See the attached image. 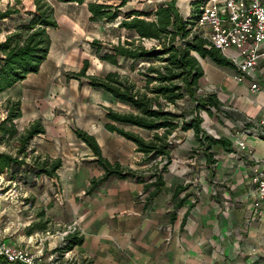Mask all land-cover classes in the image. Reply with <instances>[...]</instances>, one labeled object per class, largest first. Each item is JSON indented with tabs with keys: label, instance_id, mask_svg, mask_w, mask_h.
<instances>
[{
	"label": "crops",
	"instance_id": "0c3cea01",
	"mask_svg": "<svg viewBox=\"0 0 264 264\" xmlns=\"http://www.w3.org/2000/svg\"><path fill=\"white\" fill-rule=\"evenodd\" d=\"M2 1L6 4L9 0ZM88 1L65 2L68 5L50 2L57 26L49 29L46 58L36 73L27 74L1 92L4 100L20 101L17 121L27 124L36 119L43 124V134L32 139L35 153L62 161L57 176H45L44 180L61 189L59 199L50 201L47 210V215L54 217V226L79 224L82 242L68 252H75L78 264H264V202L253 207L255 191L248 180L253 166L263 168L257 161L264 155V137L240 135L245 141L240 148L232 134L243 122L256 123L264 118V93L250 92L248 80L237 81L235 67L202 60L204 73L196 95L202 99L214 94L220 102L219 110L212 108L210 114L205 108L198 110L203 119L202 133L225 141L206 150L192 128L175 130L171 134L170 160L162 170L165 159L145 160L134 142L105 128L109 109L131 112L130 105L89 85L79 90L78 80L69 89L71 93L67 91L66 80L81 69L85 60L89 63L86 75H96L97 68L101 70L108 63L75 42L85 34L84 17L79 18L78 11H84L87 23L91 21ZM261 2L264 5V0ZM25 17L20 13L3 20V36ZM93 39L97 38L86 42ZM80 91L87 100L81 101L76 112L71 96ZM58 108L66 112L57 113ZM184 108L195 114L193 106ZM113 123L138 136L149 133L141 127ZM75 128L92 134L107 161L136 171L143 176L141 182L115 175L98 181L104 170L76 137ZM159 170L161 184L156 187L152 184L154 177L149 175ZM93 179L97 182L92 187ZM7 241L27 247L9 238Z\"/></svg>",
	"mask_w": 264,
	"mask_h": 264
},
{
	"label": "trees",
	"instance_id": "16d2710c",
	"mask_svg": "<svg viewBox=\"0 0 264 264\" xmlns=\"http://www.w3.org/2000/svg\"><path fill=\"white\" fill-rule=\"evenodd\" d=\"M66 1H75L79 4L85 2ZM175 1L167 0L154 6L150 11L141 9L127 11L117 24L119 29L125 31L126 37L118 40L116 44H110L105 50L99 40L90 41L97 58L114 66H119L121 58L130 62V70H134V65L139 61L157 60L158 63L153 62L144 66L142 70L137 69V73L141 75V85L129 75H121L116 71H108L103 76L86 75L89 66L87 60L80 70L71 73L77 78L85 77L92 88L108 91L115 100L132 107L133 111L123 113L109 109L106 113L105 128L134 142L136 151L142 153L145 160L156 157L165 159L162 170L170 160L169 151L172 143L169 138L175 130L186 131L192 128L199 145L205 146L206 150L211 145L225 141L221 137L215 139L204 135L203 119L198 115L201 108H205L209 114L212 108L218 111L220 102L214 94H207L201 99L196 93L199 88L198 80L204 73L202 60L205 58L217 66L234 68L231 61L218 48L213 47L202 32L193 29L201 12L200 6L205 0H192L190 15L184 18L178 13V7L184 10L182 3H178L177 0L176 7ZM126 2L127 0H119L117 5H113L88 1L89 20L114 21L120 16L119 7L124 6ZM21 4V0H14L13 4L7 2L5 9H0L1 23L7 18H13L15 14H20V8L17 6ZM23 13L26 15L24 20L0 40V93L24 80L27 74L39 70L50 48L49 29L57 26L53 7L47 0H32L23 8ZM145 40L154 43L147 47ZM186 96L194 103L195 114L188 108L177 112L176 102ZM171 105L174 106V110L170 109ZM20 116V101H8L7 115L0 121V143L5 142L7 138L15 137L17 144L12 152L0 151V174L11 172L14 178L21 167L27 166V158L30 155L32 160L27 170L29 176L56 177L57 170L62 164L61 159L33 155L35 149L29 146L33 137L43 134V124L40 120H34L27 128L19 131L14 120ZM113 122L141 127L151 134L148 137L138 136ZM74 133L86 144L91 154L96 156V163L104 170V175L98 181L115 175L123 179L131 176L141 182L143 176L136 171L124 169L116 162L107 161L92 134L80 128H75ZM206 155L208 160H211V154L207 152ZM160 172L155 171L149 175L154 177L152 184L156 187L161 184ZM95 182L97 180L93 179L92 187ZM78 233L79 231L67 234L63 242L52 251L63 253L79 245L82 236ZM81 264L88 263L82 261Z\"/></svg>",
	"mask_w": 264,
	"mask_h": 264
},
{
	"label": "rangeland",
	"instance_id": "374dc122",
	"mask_svg": "<svg viewBox=\"0 0 264 264\" xmlns=\"http://www.w3.org/2000/svg\"><path fill=\"white\" fill-rule=\"evenodd\" d=\"M22 4L18 5L17 7L20 8L21 13H23V8L28 5L32 0H21ZM95 1L98 3H107V4H113L117 5L119 3V0H90ZM166 0H127L126 4L124 6L119 7L120 9V16L114 20V21H90L86 22V16L84 11L80 12L78 11V17H84L85 21V27L84 31L85 34L82 36H77L76 38H80L81 40L75 41L76 43L80 44L81 47L86 48L88 50V54L90 53L91 56L96 57L93 54L94 49L91 47L90 43L86 42L89 38H97L102 43V48L105 50L110 44H116L119 41L126 37V33L123 29L118 28V22L121 17L125 16V13L129 11L130 9H141L143 11H150L154 6H157L160 3H163ZM177 1V0H176ZM175 1V6L176 5ZM10 4L14 3V0L8 1ZM50 2L54 3L59 2L57 4L59 5H68L65 2H68L66 0H50ZM191 0H182V2L179 0L178 3H182V7H184V10L180 7H178V13L184 18L190 15L191 7H190ZM7 3L0 0V9H5ZM189 5V7H188ZM62 10L70 11L71 9L68 8H62ZM71 12V11H70ZM1 23V21H0ZM197 32H203L206 33V28H193ZM51 30V29H50ZM49 30V31H50ZM4 32H0V40L4 38ZM74 42V41H73ZM88 43V47L87 44ZM154 41L145 40V45L147 47H150L153 45ZM71 45H73L71 43ZM158 63L157 60L153 61H139L137 64L134 65V70L129 69L130 62L120 59L119 60V66H114L110 63H105V66L102 67L101 70H96V75L103 76L105 75V72L107 71H116L118 73L129 75L132 79L137 81L138 85H141L142 82L140 81L141 75L137 73V69H144V66H147L150 63ZM107 70V71H106ZM70 79L66 80V88L68 93L71 92L69 89L72 87H75V80H78L79 83V90H83L85 88V85H88V80L86 78H77L75 75H71L69 77ZM83 93L78 92L77 94H72L71 101L74 107V111H79L78 105L81 103V101L87 100L86 95L83 96ZM4 96L0 93V121L4 119L7 115V106L8 101L17 100V99H5ZM197 97L199 95L197 94ZM178 104L177 106V112L183 110L184 107H190L193 106L194 103H192L188 97L186 96L184 99L179 100L176 102ZM128 105V104H127ZM170 109L174 110V106L171 105ZM73 111V110H72ZM187 111V110H186ZM59 112H66L63 111V109L58 108L57 113ZM17 119L14 120V124L17 126V129L19 131L24 130L27 128L28 124L31 123H20L17 121ZM36 120V119H35ZM34 121V120H33ZM32 121V122H33ZM203 126V124H202ZM179 131V130H177ZM175 131V132H177ZM173 133V132H172ZM144 133V137H148ZM209 136L211 133H206ZM34 138V137H33ZM32 138V139H33ZM172 135H170L169 140L171 141ZM17 141H15V137L7 138L5 142L0 143V151L4 152H12L14 147L16 146ZM33 141L30 142V148H34L32 145ZM172 143V141H171ZM36 145V144H35ZM33 155H38L35 153V150L33 152ZM28 155L27 158V166L21 167L16 174L14 178L13 175H11V172H7L4 174H0V228L4 229L5 231V237L11 239V241H16L21 245H26L28 248L32 249L35 245H37V242L35 240H38L40 237H45V232L49 231L50 233L55 232L57 230H61L65 225L69 223L62 224L58 227L54 226L55 220L54 217L51 215H47V210L49 207V203L52 200H58L59 197V190L61 191L60 187L58 188L55 183L50 184L49 179L44 180L45 176L41 177H31L30 174L27 173V170L29 169V165H31V158ZM29 164V165H28ZM59 189V190H58ZM57 202V201H56ZM32 235L31 243L27 244L28 236ZM52 238H47L43 242L44 244V252L46 254L50 253L53 249V246L55 244L59 245V241ZM54 240L55 243H54ZM66 251L57 252V257L59 264H78L76 259V254L69 253L66 254ZM85 262V261H84ZM81 264V261L80 263Z\"/></svg>",
	"mask_w": 264,
	"mask_h": 264
},
{
	"label": "built area",
	"instance_id": "2783aa9c",
	"mask_svg": "<svg viewBox=\"0 0 264 264\" xmlns=\"http://www.w3.org/2000/svg\"><path fill=\"white\" fill-rule=\"evenodd\" d=\"M200 7L196 27L207 29L202 34L234 65L237 81L248 80L250 92L264 93V5L261 0H205ZM228 50L235 53L227 54ZM252 133L264 135V118L256 123L243 122L232 132L240 148L245 146V141L239 136ZM257 162L263 168L253 166L248 178L255 191L253 207L256 208L260 202H264V155ZM78 230L79 224L71 222L61 230L52 233L46 231L45 237L35 240L37 245L32 249L10 243L4 229L0 228V264H59L53 249L48 254L44 252L43 242L56 237L61 244L67 234ZM28 237L27 244L33 238L31 234ZM66 252L68 255L69 252Z\"/></svg>",
	"mask_w": 264,
	"mask_h": 264
}]
</instances>
